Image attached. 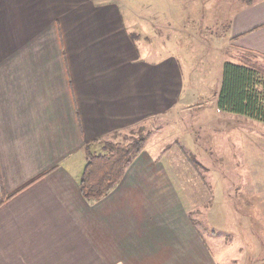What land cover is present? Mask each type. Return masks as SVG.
Returning <instances> with one entry per match:
<instances>
[{"label":"crops","instance_id":"crops-1","mask_svg":"<svg viewBox=\"0 0 264 264\" xmlns=\"http://www.w3.org/2000/svg\"><path fill=\"white\" fill-rule=\"evenodd\" d=\"M75 1L0 0V264H211V254L188 252L201 239L187 243L185 204L167 174L127 170L103 198L83 196L86 143L163 114L183 70L147 58L136 67L137 43L118 31L97 45V61L86 59L84 47L106 20L114 26L122 16L112 11L117 2L92 0L84 8L96 6L90 18L100 24L67 32L61 22ZM228 28L235 53L264 57V0L236 11ZM53 48L56 60H43ZM108 52L138 61L123 56L110 78L101 70ZM160 177L162 185L151 183Z\"/></svg>","mask_w":264,"mask_h":264},{"label":"rangeland","instance_id":"rangeland-1","mask_svg":"<svg viewBox=\"0 0 264 264\" xmlns=\"http://www.w3.org/2000/svg\"><path fill=\"white\" fill-rule=\"evenodd\" d=\"M89 1L74 2L70 21L61 22L67 32H74L75 27L93 30L98 18L90 17L98 8L92 5L88 11ZM109 1L117 2L112 11L120 10L122 17L118 15L114 26L106 20L108 28L97 32L91 45L84 47L85 58L97 61V45L103 49L102 41L113 39L117 31L133 34L140 61L136 67H142L145 58L179 65L183 85L177 87L179 95L163 114L104 136L93 150L103 151L105 140L128 141L146 135L138 160L127 170L163 172L170 177V187L180 192L191 224L187 231L192 240L187 243L194 236L201 239L200 247L188 244V252L198 258L202 250L203 255L211 254V264H264V122L218 108L226 61L256 64L264 73L263 56L235 53L228 41L231 17L247 0H100L101 6ZM46 41L42 39V45ZM52 50L42 52L43 60H56ZM123 56L137 60L130 52L122 57L108 52L106 68L101 70L114 78ZM79 158L84 167L85 153ZM164 181L160 177L151 183L159 187Z\"/></svg>","mask_w":264,"mask_h":264},{"label":"trees","instance_id":"trees-1","mask_svg":"<svg viewBox=\"0 0 264 264\" xmlns=\"http://www.w3.org/2000/svg\"><path fill=\"white\" fill-rule=\"evenodd\" d=\"M247 2L251 3L253 0ZM131 37L136 40L133 34ZM257 66L234 61L223 64L218 96L220 110L264 122V73ZM102 138H96L84 147L86 163L80 177V189L89 200L103 198L121 182L128 167L142 152L146 135L140 134L128 141L105 140L103 151L93 150L92 146L102 142ZM43 175L45 174L37 176L25 186Z\"/></svg>","mask_w":264,"mask_h":264}]
</instances>
